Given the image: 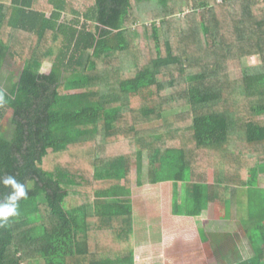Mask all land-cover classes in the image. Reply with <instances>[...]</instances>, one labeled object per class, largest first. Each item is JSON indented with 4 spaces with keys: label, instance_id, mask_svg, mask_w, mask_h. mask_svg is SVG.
Here are the masks:
<instances>
[{
    "label": "trees",
    "instance_id": "16d2710c",
    "mask_svg": "<svg viewBox=\"0 0 264 264\" xmlns=\"http://www.w3.org/2000/svg\"><path fill=\"white\" fill-rule=\"evenodd\" d=\"M195 5L183 16L189 0H0V122L12 111L0 177L29 189L0 225V264H135L131 172L144 153L149 184L184 186L177 216L259 188L264 0ZM8 58L22 65L15 82ZM9 191L0 184V201ZM249 211L255 254L234 264H264V203Z\"/></svg>",
    "mask_w": 264,
    "mask_h": 264
},
{
    "label": "crops",
    "instance_id": "0c3cea01",
    "mask_svg": "<svg viewBox=\"0 0 264 264\" xmlns=\"http://www.w3.org/2000/svg\"><path fill=\"white\" fill-rule=\"evenodd\" d=\"M261 177H264V173L259 174L258 187L264 190L260 184ZM169 183L174 190L173 183ZM157 203L159 206V202ZM240 203L241 201H236L234 198L228 207L224 206V214L220 215L221 202L219 200L203 201L202 214L196 218L174 215L172 203H170L166 219L163 216L161 222L159 219L156 221L148 219L146 223H143L147 229L140 228L139 234L141 230H144L148 236L141 234L140 239L143 238L144 242L135 244V264H154L151 261L162 264H201L203 259L210 264H234L237 259L244 260L253 257L256 247L251 243L246 230L250 217L249 210L246 209L248 214L245 219L239 218L236 222L230 215L234 204L237 205V211H239ZM246 204L249 206V199ZM134 210L133 206V213ZM243 211L245 212V209ZM194 219H198L199 227ZM237 222L240 223V227ZM213 226L216 228L213 229ZM136 233L137 237V229ZM169 240L172 241V246L166 247V241ZM196 247H199V250ZM198 258L200 263H198Z\"/></svg>",
    "mask_w": 264,
    "mask_h": 264
},
{
    "label": "rangeland",
    "instance_id": "374dc122",
    "mask_svg": "<svg viewBox=\"0 0 264 264\" xmlns=\"http://www.w3.org/2000/svg\"><path fill=\"white\" fill-rule=\"evenodd\" d=\"M190 7H192V9L196 7L195 0H189V7L188 9L185 10V12L183 13V16H186L189 14L188 10ZM72 19H73V16L68 15V16H64L62 18V21L69 23V22H73ZM179 20H180V17H176L175 23L179 22ZM258 62L259 60L257 56H253V57L248 56L242 59V63L244 65H250V64H254ZM21 67H22L21 64H15L10 58H8L6 62L4 63L3 70H2V75L4 77V80L15 82L21 72ZM48 67L50 66L46 65V68L44 69L45 73L49 71ZM11 112H12L11 110L6 111L4 117L2 118L0 122V132L4 133V135H7V136L9 134L4 129L3 126L4 125L9 126V121H10V117L12 114ZM155 125H158V123L152 126H155ZM131 174H132V183H131L132 198L131 200L133 202V206L135 207L134 218H133L134 223H135V226H134L135 244H141L144 242L143 238L140 239L141 234L142 235L145 234V236H148L146 234V231L144 230H141V234H139L141 227H143V229L146 228L144 227L143 223H146L148 219L150 221H156L157 219H159V221L161 222L162 216L163 218L166 219V217L168 216L167 209L170 203H173V200L175 199L174 195H177V200H176L177 208H180L182 212L185 211V208H184L185 189H184V186L180 184L178 191H174L172 190V187L170 186L171 184L169 182H164L163 184L150 185L148 183V160H147L146 153H144L143 159H138V160L133 161ZM208 178H209V185H211L214 181L213 171L209 172ZM260 184L264 187V177L260 178ZM250 198L253 200L252 205L247 206L246 201ZM235 200L241 201V203L239 204V211H237L238 207L235 204H234V207L231 208L230 215L232 217V220H234L235 222L239 221V218L245 219L247 217L248 213L246 212V209L251 210V212L253 213H257L261 215V213L263 212L264 190L257 188L256 190L253 191L252 189L249 192V196H248L247 188L238 189V191L236 192ZM157 202H159V206ZM188 206H191V204L189 203ZM219 209L221 213L220 215L224 214V211H223L224 205H222V202L220 204ZM244 209H245V212L243 211ZM181 217H184V216H181ZM194 220H196L197 227H199L198 219H194ZM238 225H239L238 227H240V223H238ZM212 228L215 229L216 227L213 226ZM136 229L138 232L137 237H136V234H137ZM170 246H172V241L171 240L166 241V247H170ZM196 249L199 250V247H196ZM240 251H241V248H240ZM198 260H199L198 263H200L199 258ZM201 261H203L201 262V264H210V262H208L206 259H203ZM151 262L154 264H162V263H156L155 261H151ZM38 264H47V263L44 260H42Z\"/></svg>",
    "mask_w": 264,
    "mask_h": 264
},
{
    "label": "clouds",
    "instance_id": "9594fccd",
    "mask_svg": "<svg viewBox=\"0 0 264 264\" xmlns=\"http://www.w3.org/2000/svg\"><path fill=\"white\" fill-rule=\"evenodd\" d=\"M3 102L4 96L0 93V103ZM0 184L10 188L7 196L0 201V225H3L9 217H14L19 214V202L27 198L29 189L13 175L0 177Z\"/></svg>",
    "mask_w": 264,
    "mask_h": 264
}]
</instances>
